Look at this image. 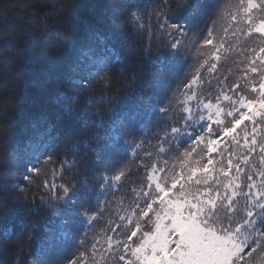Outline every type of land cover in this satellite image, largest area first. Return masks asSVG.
<instances>
[{"label":"trees","instance_id":"16d2710c","mask_svg":"<svg viewBox=\"0 0 264 264\" xmlns=\"http://www.w3.org/2000/svg\"><path fill=\"white\" fill-rule=\"evenodd\" d=\"M196 2L0 0V264H32L33 258L41 256L44 264H66L81 247L80 239L88 251L95 239L103 243L105 234L124 240L138 219L134 215L128 224V214L133 209L139 213L136 204L143 206L148 199L144 192L152 194L147 180L152 167L163 168L158 175H167L170 183L171 174L194 166L203 148L193 142L201 131L199 121L197 126L187 127L182 119L186 114L181 101L192 91L185 85L198 75L196 97L187 106L203 111L207 120L201 102L219 103L225 124L231 119L226 112L232 105L217 100L221 92L239 82L242 88L238 91L252 96L240 79L243 65L237 63L244 59L242 49L259 41L237 42L231 35L230 15L236 13L239 0H199L202 7L194 12L189 6ZM162 3L167 5L164 14L155 7ZM132 13L139 15L133 17ZM172 22L181 23L187 33L174 54L167 33L175 30L164 27ZM209 28L213 29V43L225 45L218 62L209 58L211 46L203 45ZM90 31L98 33V38H88ZM100 57L109 58L106 70L87 85L74 83L84 79L86 71L96 66L90 61ZM213 62L217 69L209 73ZM38 76L39 84L35 82ZM150 104L170 111L162 117ZM121 119L128 126L129 140L142 143V149H135L136 156L124 157L120 165L124 175L105 197L102 215L89 226L67 222L66 212L57 215L47 206L52 201L43 186L45 179L54 180L57 187L69 181L79 187L87 175L88 187L94 188L95 151L106 150L104 137ZM172 127L181 129L174 138ZM42 147L53 160L45 163L42 157L34 162L40 172L26 173L32 179L24 180L20 173L30 160L29 153ZM190 147H196V152L185 157L183 153ZM65 159L79 167L57 171L53 177L52 172ZM139 222L142 231L152 230L147 217ZM117 224L121 227L111 232ZM122 251L105 252L103 259L98 253L95 264H125L118 259ZM257 264H264V257Z\"/></svg>","mask_w":264,"mask_h":264},{"label":"snow or ice","instance_id":"6c2138e0","mask_svg":"<svg viewBox=\"0 0 264 264\" xmlns=\"http://www.w3.org/2000/svg\"><path fill=\"white\" fill-rule=\"evenodd\" d=\"M155 7L164 14L163 9L167 5L162 3ZM189 7L195 12L202 5L197 0ZM236 9V13L230 15L231 35L236 37L237 42L249 38L259 41L256 46H245L242 49L244 59L237 63L238 67L243 65L240 79L246 82L252 96L238 91L242 88L239 82H233L227 91L221 92L217 100L228 101L232 105L226 112L231 119L225 124L221 118L224 109L219 103L201 102L208 112L207 120L203 111L197 112L187 106V102L196 97L194 86L199 76L187 83L185 88L192 91L186 92L185 99L181 101L186 114L182 119L187 127H195L199 121L201 131L193 137V142L196 146L203 145L194 166L188 167L186 172L171 174L169 183L167 175H158L164 169L154 165L147 174L152 194L144 192L148 199L143 206L136 204L139 213L133 209L128 214V224H132V216L138 215V219L134 227L126 232L125 239L114 240L112 235L105 234L103 243L101 239H95L89 246L91 251L83 247L85 241L80 239L81 247L67 259L66 264H95L98 253L103 259V253L120 252L121 249L123 251L118 259L125 264H257L258 258L264 257V0H239ZM131 15L138 17L139 14ZM139 27L144 28V25ZM164 27L175 30L167 33V43L174 54L182 46L181 38L187 33L181 23H166ZM224 31L228 33L229 28ZM161 35L164 33L161 32ZM207 36L203 45L211 46L209 58L218 62L225 45L223 42L213 43L212 28L207 30ZM93 37L98 38V33L90 31L88 38ZM231 47L235 49V44ZM108 59L97 62L95 67L86 71L84 79L74 83L87 85L99 77L106 70ZM216 69L217 63L213 62L207 71L213 73ZM158 71L162 73L163 69ZM35 82L41 83L39 76ZM228 92L234 95H228ZM149 107L162 117L170 111L163 105L150 104ZM118 124L110 126L104 137L106 150L95 151V168L92 170L94 188L88 187L90 181L87 175L80 180L79 187L71 181L57 187L54 180L49 183L45 179L43 186L48 189L46 195L52 201L47 206L57 215L66 212L67 222L91 224L102 215L100 210L102 203L106 202L105 197L114 182L120 181L124 175L120 167L124 157L128 154L136 156L139 153L135 149H142V143L129 140V129L124 120L121 119ZM213 125L217 127L214 129ZM180 131V128L172 127L173 138ZM195 152L196 147H190L183 155L192 157ZM42 157L45 163L53 160L42 147L31 160L26 161L25 171L20 173L24 180L32 179L26 173L40 172L33 161L38 163ZM59 163L61 168L52 172L53 177L57 171H74L79 167L67 159ZM146 217L153 225L151 231L141 229L139 221ZM120 220L124 221L125 216H120ZM119 227L117 224L110 231L115 233ZM135 237L138 241L133 240ZM32 264H44L42 256L33 258Z\"/></svg>","mask_w":264,"mask_h":264},{"label":"rangeland","instance_id":"374dc122","mask_svg":"<svg viewBox=\"0 0 264 264\" xmlns=\"http://www.w3.org/2000/svg\"><path fill=\"white\" fill-rule=\"evenodd\" d=\"M103 59H105V58H103V57H100V58H96V59H92L91 61H90V59H89V61L90 62H93L94 63V65H96L97 64V62H99V61H101V60H103ZM35 152H38L37 150H34V151H31L30 153H29V159L31 160L32 159V156H33V154L35 153ZM35 161H33V163H34ZM86 226H89V225H91V224H85Z\"/></svg>","mask_w":264,"mask_h":264}]
</instances>
